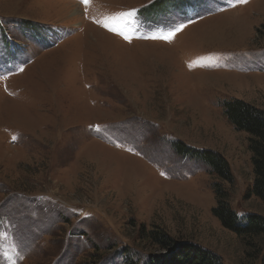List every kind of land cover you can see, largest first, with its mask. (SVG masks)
<instances>
[{
    "label": "rangeland",
    "instance_id": "1",
    "mask_svg": "<svg viewBox=\"0 0 264 264\" xmlns=\"http://www.w3.org/2000/svg\"><path fill=\"white\" fill-rule=\"evenodd\" d=\"M233 98L264 109V0H0V264H262L212 214L264 218Z\"/></svg>",
    "mask_w": 264,
    "mask_h": 264
},
{
    "label": "trees",
    "instance_id": "2",
    "mask_svg": "<svg viewBox=\"0 0 264 264\" xmlns=\"http://www.w3.org/2000/svg\"><path fill=\"white\" fill-rule=\"evenodd\" d=\"M222 113L227 121L238 131L248 135V149L251 153L253 181L248 192L264 201V109L250 102L233 98L221 105ZM174 142V149L182 156L196 155L211 168L212 174L228 183L232 182V175L225 158L208 149L202 151L187 147L185 144ZM216 205L212 214L226 229L238 236L257 235L264 233V218L259 215H238L228 201L227 191L219 183L213 186ZM167 243L166 239L162 240ZM177 264H220L219 259L204 250L185 248L176 260ZM264 264V258L262 261Z\"/></svg>",
    "mask_w": 264,
    "mask_h": 264
},
{
    "label": "snow or ice",
    "instance_id": "3",
    "mask_svg": "<svg viewBox=\"0 0 264 264\" xmlns=\"http://www.w3.org/2000/svg\"><path fill=\"white\" fill-rule=\"evenodd\" d=\"M82 2L86 4L87 3V0H82ZM105 26L107 27V25H105ZM170 35H171V33H170Z\"/></svg>",
    "mask_w": 264,
    "mask_h": 264
},
{
    "label": "bare ground",
    "instance_id": "4",
    "mask_svg": "<svg viewBox=\"0 0 264 264\" xmlns=\"http://www.w3.org/2000/svg\"><path fill=\"white\" fill-rule=\"evenodd\" d=\"M111 37V36H110ZM112 38V37H111Z\"/></svg>",
    "mask_w": 264,
    "mask_h": 264
}]
</instances>
